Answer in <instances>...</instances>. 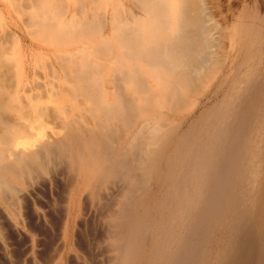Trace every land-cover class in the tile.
Masks as SVG:
<instances>
[{
  "label": "bare ground",
  "instance_id": "obj_1",
  "mask_svg": "<svg viewBox=\"0 0 264 264\" xmlns=\"http://www.w3.org/2000/svg\"><path fill=\"white\" fill-rule=\"evenodd\" d=\"M4 1L46 74L0 37L3 252L264 264V0Z\"/></svg>",
  "mask_w": 264,
  "mask_h": 264
},
{
  "label": "rangeland",
  "instance_id": "obj_2",
  "mask_svg": "<svg viewBox=\"0 0 264 264\" xmlns=\"http://www.w3.org/2000/svg\"><path fill=\"white\" fill-rule=\"evenodd\" d=\"M223 1H224L223 6L224 7L226 6V8H227V5H228L229 2H231V1L238 2V1H242V0H223ZM4 2H5L4 0H0V3H1V5H0V13L3 14L4 16H6L8 18V20H7V23H5L3 21L0 22V37L3 38L4 36H8L7 33H11V34H13L16 37V41L17 42H18V39L20 40V42H19V46H20L19 52L22 53V55L24 57V60L26 58V63L31 66V68L29 67L30 71H28L29 80L26 81V78L23 79L25 81L19 87L20 96L22 97V99L24 101H26L28 103L29 99L32 98L33 96L38 98L40 95L44 94L43 91H42V88H38L36 86L39 84L38 82H43L45 80L44 79V76L46 74L45 70H44V68L42 66H36L35 67L33 62H32L33 61L32 60L33 59L32 53L33 52L35 53L39 49H41V46L37 45L38 41L35 38H33L31 35H29V32H28V30L26 28V25L23 22L22 16L17 11L12 9L11 10L12 14H11L6 9V7L2 8V4H4ZM226 8H225V12H226L227 15L230 16L231 10H228V9L226 10ZM221 15H224V14H221ZM11 16H14L15 19H11V18H13ZM221 17L224 19L223 16H221ZM9 45H14V41L6 42L4 44V46L7 47V48L9 47ZM8 56L9 55L6 54V57H8ZM36 72L38 74H36ZM42 74L44 76H42ZM12 244L8 245V248L10 250H12V249H14L16 247V244H14V243H12ZM14 245H15V247H14ZM12 246H13V248H12ZM23 248L25 249V246ZM2 249H4V248H2ZM2 249L0 250V255H1L0 257H2L3 259H0L1 260L0 262H2L0 264H12V262L15 264L18 261H20L14 255H12V251H11V253H10V251H6V250H4V252H3ZM22 251L24 253V250H22ZM6 252L10 253V256ZM13 252L16 254V249L13 250ZM4 253L7 254V255L5 256ZM9 257H10V259H9ZM13 259H14V261L16 260V262L12 261ZM19 264H21V263L19 262Z\"/></svg>",
  "mask_w": 264,
  "mask_h": 264
}]
</instances>
